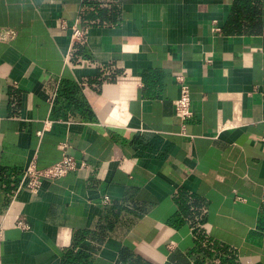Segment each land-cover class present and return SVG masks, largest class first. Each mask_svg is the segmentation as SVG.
I'll return each mask as SVG.
<instances>
[{"label":"crops","instance_id":"crops-1","mask_svg":"<svg viewBox=\"0 0 264 264\" xmlns=\"http://www.w3.org/2000/svg\"><path fill=\"white\" fill-rule=\"evenodd\" d=\"M263 28L264 0H0V264H264Z\"/></svg>","mask_w":264,"mask_h":264},{"label":"built area","instance_id":"built-area-1","mask_svg":"<svg viewBox=\"0 0 264 264\" xmlns=\"http://www.w3.org/2000/svg\"><path fill=\"white\" fill-rule=\"evenodd\" d=\"M66 23L61 22L62 27H66ZM71 29V36L74 39L83 40L85 39V28L77 25L76 20H72L68 24ZM264 31V28H263ZM5 38V35L0 33V39ZM176 80L179 84V95L174 100V113L183 121L189 119L192 115L190 108V90L189 84L183 75H178ZM225 124H223L224 126ZM63 149L64 146L61 145ZM85 165L84 161H77L72 155L62 152L61 158L56 162H53L44 167H38L34 162H30L27 166L22 169L21 178L19 182V187H23L31 192H36L41 182L44 178H58L66 174L69 170L83 167ZM16 225L21 228H28V224L22 220L18 219ZM2 231L0 229V238Z\"/></svg>","mask_w":264,"mask_h":264},{"label":"trees","instance_id":"trees-1","mask_svg":"<svg viewBox=\"0 0 264 264\" xmlns=\"http://www.w3.org/2000/svg\"><path fill=\"white\" fill-rule=\"evenodd\" d=\"M76 242H77V237L73 236V243L75 244ZM119 255L123 261L128 259V258L130 259L133 257V253L128 249L120 250ZM86 258H87V254L82 252V251H78L76 253L69 251L67 260L80 262L81 260H85Z\"/></svg>","mask_w":264,"mask_h":264}]
</instances>
